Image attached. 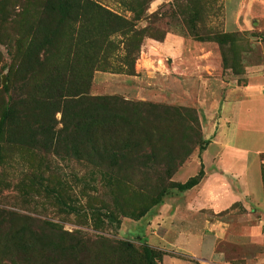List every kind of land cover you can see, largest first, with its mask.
Here are the masks:
<instances>
[{"label": "rangeland", "instance_id": "1", "mask_svg": "<svg viewBox=\"0 0 264 264\" xmlns=\"http://www.w3.org/2000/svg\"><path fill=\"white\" fill-rule=\"evenodd\" d=\"M93 1L131 16L124 2ZM40 3L0 0V98L19 64L13 32L38 19ZM151 12L152 23H137L147 25V35L133 62L122 59L117 37L90 72L86 96L122 102L106 106L114 116L95 128L92 141L65 127L45 147L18 132L19 120L0 141V264H13L15 245L79 241L84 255L59 264H115L120 242L138 253L147 243L154 264H264V240L214 241L203 259L172 245L187 242L178 231L201 229L203 214L192 210L198 186L226 138L238 134V144H264V121L239 108L237 95L247 86L264 98V0H149L144 13ZM74 26L63 25L56 57L61 69L78 72L79 53L68 51ZM37 71L28 83H16L18 92L39 83ZM248 104L251 112L264 110L259 101ZM38 107L54 132L63 129L55 104Z\"/></svg>", "mask_w": 264, "mask_h": 264}, {"label": "trees", "instance_id": "2", "mask_svg": "<svg viewBox=\"0 0 264 264\" xmlns=\"http://www.w3.org/2000/svg\"><path fill=\"white\" fill-rule=\"evenodd\" d=\"M53 1L55 2L41 0L36 9L38 19L34 20V24L25 28L23 33L19 32V29L16 33L13 32L16 34V39L12 42L13 57L15 55L18 57L19 64L12 75V82L7 78L8 82L1 87L5 97L0 98V141L3 140L4 135L13 132V124L16 120L22 121L16 128L20 134L45 147L52 144L54 135L58 133L56 138L59 137L61 135L59 132L64 131L65 127L70 133L80 130L83 132L81 135H86L88 141H92L90 136L93 137L95 128L105 125L107 120L114 116L110 108L106 106L110 103L122 102L116 101V98L110 100L111 98L105 96L98 98L86 96L90 72L114 48L117 37L122 43V59L133 62L143 38L147 35V25L138 26L137 23L142 20L149 22L155 15V12L147 15L144 13L149 0H117L126 3L127 10L131 14L129 18L93 0ZM68 23L75 24L69 35V41H75L69 42L68 51L70 54L71 52L75 54L77 51L79 53L81 69L78 72L72 71L70 65L61 69L60 60L56 57L59 34L63 25ZM36 33L41 34L39 42L35 38ZM10 46V44L7 45V50H10ZM35 70L42 72L39 83L37 82L30 91L18 92L16 83H28L35 74ZM94 100L101 101L97 104L98 107H92ZM54 104L56 107L52 109L54 112L60 111V120L63 125L62 130L55 132L50 123L52 119L47 120L41 117L38 107ZM260 172L264 181L262 166ZM69 245L70 247L58 242L36 244L27 242L24 245H15L13 264L14 260L16 264H59L62 260L65 261L67 256L74 255L78 260L77 254H83L82 250L86 251L82 241ZM118 245L116 254L111 257L112 263L154 264L155 255L152 254V249L147 243H141L140 253L128 243L120 242ZM5 249H8L7 245H5L4 253H6ZM108 258L107 254L103 255V259Z\"/></svg>", "mask_w": 264, "mask_h": 264}, {"label": "crops", "instance_id": "3", "mask_svg": "<svg viewBox=\"0 0 264 264\" xmlns=\"http://www.w3.org/2000/svg\"><path fill=\"white\" fill-rule=\"evenodd\" d=\"M237 92L242 97L239 108L248 112L253 120L260 118L263 122L264 110L251 112L248 103L259 101L264 107V98L255 96L247 86ZM237 136L226 138L228 142L217 152L214 168L206 172L199 183L198 206L192 210L203 214L201 229H182L176 235L187 242L180 244L177 239L172 243L176 249L198 259L213 251L214 241L259 243L264 240V181L260 172L264 164L261 158L264 144H238ZM172 264L192 263L174 261Z\"/></svg>", "mask_w": 264, "mask_h": 264}]
</instances>
